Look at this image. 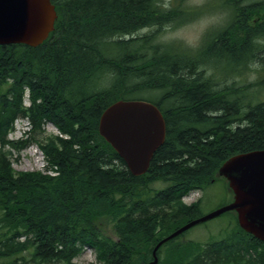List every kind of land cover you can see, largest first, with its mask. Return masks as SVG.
<instances>
[{
    "label": "trees",
    "instance_id": "trees-1",
    "mask_svg": "<svg viewBox=\"0 0 264 264\" xmlns=\"http://www.w3.org/2000/svg\"><path fill=\"white\" fill-rule=\"evenodd\" d=\"M51 1L57 19L42 44L0 46V264H75L85 248L97 264H147L157 241L199 217L201 201L184 196L205 191L230 157L264 150V0ZM219 10L225 24L197 46L155 43L165 27ZM145 92L158 99L133 97ZM120 99H151L165 120L140 176L98 134L103 110ZM17 116L32 130L11 140ZM46 123L59 135L37 140ZM30 140L55 175L12 170L10 150ZM234 222L208 243L169 241L158 264H264V243Z\"/></svg>",
    "mask_w": 264,
    "mask_h": 264
},
{
    "label": "water",
    "instance_id": "water-1",
    "mask_svg": "<svg viewBox=\"0 0 264 264\" xmlns=\"http://www.w3.org/2000/svg\"><path fill=\"white\" fill-rule=\"evenodd\" d=\"M56 11L50 0H0V45L41 44L53 30ZM99 135L116 151L133 176L144 174L164 142L165 121L159 109L142 100H119L107 107L98 123ZM232 192V201L191 220L156 244L157 249L189 228L226 212H234L241 229L264 242V150L234 155L218 169Z\"/></svg>",
    "mask_w": 264,
    "mask_h": 264
},
{
    "label": "rangeland",
    "instance_id": "rangeland-1",
    "mask_svg": "<svg viewBox=\"0 0 264 264\" xmlns=\"http://www.w3.org/2000/svg\"><path fill=\"white\" fill-rule=\"evenodd\" d=\"M208 0H191V3L195 5L203 4ZM227 15L221 13V11H211L202 17L196 19L195 21L177 27H165L162 30V33H157L155 38V43L160 41L171 42V41H181L186 45L194 47L199 44L201 36L206 29L212 28L214 26H219L225 24V19ZM150 32L149 29L139 30L135 36L146 34ZM153 42V44H155ZM150 53L149 50H147ZM223 66V65H221ZM240 80V78H238ZM151 94V95H150ZM154 97L156 94L151 92H145L142 94L134 95L135 98H145L146 96ZM148 98V97H146ZM22 105L27 108L30 103L28 101V93L25 91L24 97L22 99ZM21 116H17L13 122L14 132H10L8 139L16 140L22 136V130H26L27 122L26 120L17 119ZM27 120L30 119L25 116ZM17 119V120H16ZM44 133L39 135L37 140H40L43 137L57 136L58 132L52 124H44L43 126ZM37 133V132H36ZM31 136V135H30ZM31 143L22 149L20 152L10 150V155L7 157L11 164V168L15 173H32V172H41L44 171V168L47 167L42 154L41 149L38 147V143L35 140H30ZM33 141V142H32ZM8 150V147L5 148ZM201 200L200 206V215L205 216L209 213L225 207L232 201V195L228 192L226 188L225 181L223 179H217L213 184H211L204 192L197 191L189 193L183 199L185 205H190L196 200ZM98 224L102 229H105V233L111 237L115 238L113 231L110 229V226L107 225V219L102 218L98 220ZM234 215L231 213L222 214L212 220H209L205 223L196 225L189 230H187L181 238L176 240L178 243H185L188 241H195L200 243H208L210 240L220 238L223 235H228L233 231L234 226ZM75 264H89L94 263L95 261L94 252L90 248H86L79 256L74 259Z\"/></svg>",
    "mask_w": 264,
    "mask_h": 264
},
{
    "label": "bare ground",
    "instance_id": "bare-ground-1",
    "mask_svg": "<svg viewBox=\"0 0 264 264\" xmlns=\"http://www.w3.org/2000/svg\"><path fill=\"white\" fill-rule=\"evenodd\" d=\"M142 35H143V34H142ZM153 36H154V35H153ZM161 45H162V44H161ZM150 52H151V51H150ZM150 55H151V54H150ZM147 60H148V59H147ZM153 60H154V59H153ZM254 66H255V65H254ZM254 66H253V67H254ZM141 67H142V66H141ZM179 69H180V68H179ZM255 70H256V69H255ZM150 71H151V70H150ZM256 77H257V76H256ZM36 81H37V80H36ZM153 81H154V80H153ZM143 84H144V83H143ZM219 84H223V83L220 82ZM224 84H225V83H224ZM224 84H223V85H224ZM138 85H139V84L137 83V86H138ZM154 85H155V83H154ZM157 85H158V84H157ZM218 86H219V85H218ZM221 87H222V86H221ZM135 88H136V87H135ZM217 88H219V87H217ZM222 89H223V88H222ZM136 91H137V90H136ZM150 95H151V94H150ZM150 95H149V96H150ZM145 96H146V95H145ZM149 96L147 95L146 97L149 98ZM152 96H153V95H152ZM152 96H151L150 98H152ZM156 96H157V95H156ZM156 96H155V97H156ZM146 97H145V98H146ZM155 97H153V98L156 99L157 97H156V98H155ZM157 99H158V98H157ZM143 100H147V99H143ZM150 100H151V99H150ZM150 100H149V101H150ZM152 100H153V99H152ZM162 101H163V100H162ZM158 102H159V101H158ZM108 107H109V106H108ZM106 108H107V107H106ZM23 111H24V110H23ZM103 111H104V110H103ZM26 128H27V127H26ZM31 130H32V129H31ZM22 132H23V130H22ZM31 132H32V131H31ZM50 166H51V165H50ZM52 167H53V166H52ZM170 205H171V204H170ZM169 207H170V206H169ZM174 207H175V206H174ZM168 235H170V234H168ZM168 235H166L164 238H166ZM26 237H27V236H26ZM164 238H162V239H164ZM175 238H177V237H175ZM175 238H173V239H171V240H169V241H172V240H174ZM162 239H160L159 241H157V243L160 242ZM49 241H50V240H49ZM169 241H167V242H169ZM45 243H46V242H45ZM157 243H156V244H157ZM177 243H178V242H177ZM189 243H190V242H189ZM48 244H49V243H48ZM156 244L154 245V247L156 246ZM194 244H195V243H194ZM186 245H187V244H186ZM161 246H162V245H161ZM161 246H160V247H161ZM170 246H171V245H170ZM177 246H178V244H177ZM187 246H188V245H187ZM154 247H152V251H153ZM160 247H159V248H160ZM185 247H186V246H185ZM159 248L157 249V251L159 250ZM169 248H170V247H169ZM167 249H168V248H167ZM171 249H172V248H171ZM182 249H184V248H182ZM36 250H37V249H36ZM180 250H181V249H180ZM37 251H38V250H37ZM152 251H151V258H152ZM157 251H156V256L158 255V254H157ZM176 251H178V250H176ZM208 251H209V250H208ZM39 253H40V252H39ZM174 253H175V251H174ZM182 253H183V252H182ZM198 254H199V253H198ZM243 255H244V254H243ZM157 259H159V258L157 257ZM23 260H24V259H23ZM42 260H43V259H42ZM139 260H140V259H139ZM150 260L152 261L153 258L150 259ZM165 260H166V259H165ZM151 261H150V262H151ZM9 262H10V261H9ZM11 262H12V261H11ZM11 262H10V263H11ZM147 263H148V262H147ZM157 264H158V262H157Z\"/></svg>",
    "mask_w": 264,
    "mask_h": 264
}]
</instances>
